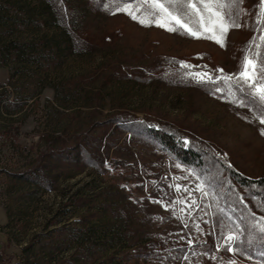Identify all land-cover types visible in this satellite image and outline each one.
Here are the masks:
<instances>
[{
    "label": "rangeland",
    "instance_id": "obj_1",
    "mask_svg": "<svg viewBox=\"0 0 264 264\" xmlns=\"http://www.w3.org/2000/svg\"><path fill=\"white\" fill-rule=\"evenodd\" d=\"M241 6L221 46L142 24L120 0H0V264H174L165 242L141 249L207 238L209 263L182 264H262L227 251L221 188L153 138L169 129L264 177V110L235 93L258 98L237 73L264 7Z\"/></svg>",
    "mask_w": 264,
    "mask_h": 264
},
{
    "label": "trees",
    "instance_id": "obj_2",
    "mask_svg": "<svg viewBox=\"0 0 264 264\" xmlns=\"http://www.w3.org/2000/svg\"><path fill=\"white\" fill-rule=\"evenodd\" d=\"M244 1L242 0V3ZM241 4L239 5L240 8H242ZM241 15L242 12H237L234 16L238 24L240 23ZM252 27L255 30V35L250 40L248 50L250 56L258 65H264V8L261 10L259 21L253 20ZM240 87L242 86L235 87V93H237L244 105L250 108H254L256 105L261 110H264L259 105L258 98H253L251 94L240 89ZM259 115L264 114L261 112ZM144 128H147L145 124ZM153 138L156 139L161 149L171 154L179 163L197 171L207 185L209 181L210 185L207 187L210 192H212L210 190L212 188H221L219 190L223 196L221 195L218 199L222 201L219 207L221 209L228 207L222 213L223 217L228 221L227 228H229L230 232L238 234L233 246L236 249L243 247L241 251L238 249V255L253 261L254 259L259 260V262L264 264V233L260 231L259 227L260 224H264V220H261V217H264V177L252 178L243 175L214 154H211L203 145L191 141L184 143L181 137L169 129L162 128L161 133L156 132ZM212 164L214 165L212 166ZM215 167H217V171L212 172ZM208 176L209 178H207ZM229 205L233 208L229 207ZM232 210H235L237 214L238 212L241 213L240 221L238 222L243 225L242 227L238 225V218H236ZM219 216L221 215L216 213L217 219L220 218ZM160 240L162 241L163 239ZM163 243L168 245V252H165V256L168 260H172L174 264H182L181 258L184 255V261L187 254L190 255L193 262L209 263V260H211L207 252L213 246V242L209 238L196 240L189 245L181 240L150 241L142 247V254H150L152 250L160 251V249H164L162 248ZM187 246L188 248L186 249ZM215 262L216 260L213 261V264ZM220 264H226V262Z\"/></svg>",
    "mask_w": 264,
    "mask_h": 264
},
{
    "label": "snow or ice",
    "instance_id": "obj_3",
    "mask_svg": "<svg viewBox=\"0 0 264 264\" xmlns=\"http://www.w3.org/2000/svg\"><path fill=\"white\" fill-rule=\"evenodd\" d=\"M121 3L123 7L122 9L118 8L117 11L127 12L133 19H138L142 24L156 23L161 27L168 28L170 31L176 30V27H178L192 36L208 34L211 39L216 40L221 46L224 44V37L229 28L241 26L236 23L235 14L244 11L239 7L242 0H121ZM145 3L149 5L151 11L142 17L133 8L139 9V6ZM260 3L264 7V0H260ZM105 6L107 7V5ZM188 15L195 18V26H190L182 19V16ZM173 24L175 27H173ZM196 27L199 28V31L195 30ZM219 71L223 72V69H219ZM257 71L255 61L245 55L241 71L237 75L243 83L252 87L254 95L264 101V82L256 78ZM195 75L198 79L203 80L206 74L196 73ZM260 120L264 124V115L260 116ZM176 187L180 186L177 185ZM261 220H264V217H261ZM259 227L260 231L264 233V224H260ZM237 235V233L229 232L226 240L229 242L235 241ZM188 243L191 244L193 241L189 240ZM227 251L233 252L237 249L229 246ZM230 264H235V262H230Z\"/></svg>",
    "mask_w": 264,
    "mask_h": 264
}]
</instances>
